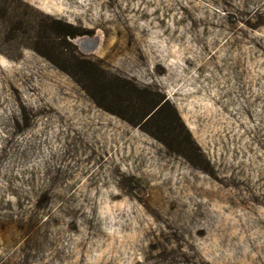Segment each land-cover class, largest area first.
Masks as SVG:
<instances>
[{"label":"rangeland","instance_id":"1","mask_svg":"<svg viewBox=\"0 0 264 264\" xmlns=\"http://www.w3.org/2000/svg\"><path fill=\"white\" fill-rule=\"evenodd\" d=\"M0 264H264V0H0Z\"/></svg>","mask_w":264,"mask_h":264},{"label":"trees","instance_id":"2","mask_svg":"<svg viewBox=\"0 0 264 264\" xmlns=\"http://www.w3.org/2000/svg\"><path fill=\"white\" fill-rule=\"evenodd\" d=\"M19 1H21V0H19ZM1 14L5 16L4 11H1ZM55 23L56 22L53 21L52 23L45 25V28H46V30H45L46 36L45 37H47V38H50L48 36H52V38L73 37L77 34L76 32H68L65 30H60L59 28L56 27ZM21 28H22V23L19 21V22H17V29H21ZM83 67L85 69L89 68V67H87V65H83ZM85 75H87V73H85ZM135 99H136V101H134V104H137L140 107L141 113H144V114H142V116L143 115L148 116V118L153 119L154 116L156 117L159 115V113L161 114V108L163 107L161 105L154 112L150 113L151 109H153L155 105L157 106L158 103L161 102V100H158L156 102V104L153 105L154 101L152 100V98L146 97L143 93H140V96H136ZM144 110H145V112H144ZM159 139H161L162 141H164V143H166L165 139H162V138H159Z\"/></svg>","mask_w":264,"mask_h":264},{"label":"bare ground","instance_id":"3","mask_svg":"<svg viewBox=\"0 0 264 264\" xmlns=\"http://www.w3.org/2000/svg\"><path fill=\"white\" fill-rule=\"evenodd\" d=\"M97 37V36H96Z\"/></svg>","mask_w":264,"mask_h":264}]
</instances>
